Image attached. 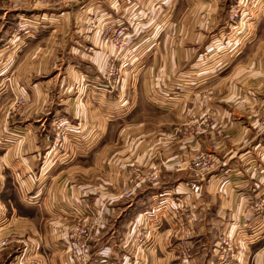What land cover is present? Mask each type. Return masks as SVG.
<instances>
[{
  "label": "crops",
  "instance_id": "0c3cea01",
  "mask_svg": "<svg viewBox=\"0 0 264 264\" xmlns=\"http://www.w3.org/2000/svg\"><path fill=\"white\" fill-rule=\"evenodd\" d=\"M145 1L0 2V240L8 242L0 245V264H17L23 249L29 264H69L67 231L79 222L96 224L95 264H218L224 232L234 239L230 264H264V125L241 113L240 101H208L201 92L213 86L215 95L222 88L230 98L238 93L249 109L260 99L251 87H237L241 51L220 75L206 74L199 63L209 40L188 31V6L211 10L195 25H223L222 0ZM153 4L158 15L146 22ZM18 21L26 25L19 32ZM149 23L163 27L145 32ZM114 24L126 26L127 39L110 90L104 70L115 52L101 38ZM230 70L235 74L226 75ZM191 114L204 129L224 127L216 168L166 179L186 169L179 159L187 158L188 144L150 140V121L167 129ZM57 116L75 125L61 146H54ZM208 139L197 141L206 151ZM158 153L168 162L158 182L122 198L130 165H155ZM145 234L133 257L135 237Z\"/></svg>",
  "mask_w": 264,
  "mask_h": 264
},
{
  "label": "rangeland",
  "instance_id": "374dc122",
  "mask_svg": "<svg viewBox=\"0 0 264 264\" xmlns=\"http://www.w3.org/2000/svg\"><path fill=\"white\" fill-rule=\"evenodd\" d=\"M10 0H0V2L8 6ZM23 0H16L19 2ZM149 0H146L145 3H148ZM154 1V0H150ZM260 1L264 0H222L221 8L218 9L217 13L219 15H224L225 22L223 25H211L207 24V21H203L201 23L198 22L199 25H195V20H202L204 18L205 12L207 11L200 10V7H190L188 6V31L198 34L197 36H201L205 40H209L206 42V49L208 50L207 54L201 58L200 68H203V71L206 74H217L219 69L227 68L233 62L234 59L232 54L237 51H241L240 57L238 58L239 62L234 64L236 70L239 71V74H236L237 87L242 92L246 90L248 87H251L253 91L256 93V96L259 101L256 104L248 107V102L243 98L244 96L234 95L233 97L225 96V90L219 89L214 94V87L210 86L206 89H203L201 92V97H205L206 100L211 101V99L216 100L220 99L223 102L231 104L235 106L237 102L240 101L242 106H240V112L253 114L257 123L259 125H264V5L260 4ZM194 0H188V3L191 5ZM33 3V2H32ZM44 2L37 6L43 7ZM35 6V5H32ZM148 5L146 4V7ZM151 6V5H150ZM149 6V7H150ZM211 11V10H209ZM208 11V12H209ZM144 18L143 20L146 22H150L148 18H153L158 15L156 4H153L151 8L144 10ZM166 12L161 8V13ZM217 16V14H216ZM19 22V21H18ZM125 28L126 26L123 25ZM163 26H157L152 23L145 24V32L147 30L154 31L158 33ZM199 40V44H202V40ZM198 44V43H197ZM118 69V77L121 74L120 64H117ZM220 67V68H219ZM234 70V69H233ZM233 70L227 72L226 75H233ZM236 71V72H238ZM212 72V73H211ZM219 74V73H218ZM217 74V75H218ZM197 75V74H196ZM220 75V74H219ZM200 77V75L198 76ZM218 88V87H216ZM194 112V111H193ZM191 114L188 116V119L185 121H178L175 124H172L169 128L165 129L166 126L153 125V121H150L149 131L154 130L155 134L153 137L150 134V140L156 139L158 141L170 142V144H181L182 146L188 144V156L187 158L179 159V162H186V169L181 170L176 173H164L166 174V179L173 178H181V173L188 171L190 174H195L197 176H205L211 173L217 165V157L216 152L222 145V137L224 136V127L221 125L213 126L212 123L205 126L207 129H204L200 126V122H197ZM262 116V117H261ZM158 129V130H157ZM208 130V131H207ZM204 136L209 137L210 149L203 150L198 144L197 141L200 138H204ZM155 142V143H156ZM159 152V151H157ZM155 153V152H154ZM153 153V154H154ZM152 153L149 154L148 159H152ZM207 154L213 163V167L209 172H203L199 167H196L195 164L198 161L201 155ZM160 156L159 160L155 165H150L147 168H144L142 165L134 164L130 165L129 174L126 177V187L122 188L120 192V196L124 199H129L133 196V190L139 185L142 184H151L154 185L161 178L162 167L165 165V162L168 163L165 159H163L162 155L158 153ZM154 157V155H153ZM165 161V162H164ZM164 162V163H163ZM178 163V160L177 162ZM172 163H169V165ZM178 168V167H177ZM164 172V171H163ZM199 192V191H198ZM82 223V222H79ZM77 224V223H76ZM7 241V240H6ZM8 243V242H7ZM6 243V245H7ZM5 246V245H4Z\"/></svg>",
  "mask_w": 264,
  "mask_h": 264
},
{
  "label": "built area",
  "instance_id": "2783aa9c",
  "mask_svg": "<svg viewBox=\"0 0 264 264\" xmlns=\"http://www.w3.org/2000/svg\"><path fill=\"white\" fill-rule=\"evenodd\" d=\"M26 25L24 22L17 23V32L25 29ZM107 35L101 38L103 43L109 44L114 50L113 61L108 64L105 68L104 73L109 80L110 86L109 89L115 87L118 79V69L117 64L114 62L116 60V55L120 54L121 51L126 47L127 39V30L122 24H114L109 26L106 31ZM22 96L18 95L16 98V104L22 103ZM53 128H54V146H61L66 136L67 132L75 128V125L72 124L67 118L62 116H57L53 119ZM196 167H199L203 172H209L214 166L211 158L207 154H202L198 161L195 164ZM191 192L197 194L199 191V185L196 183H191L189 185ZM181 201H177L176 208H180ZM263 202L257 204V208L262 206ZM183 207V206H182ZM245 219L248 221L250 218L246 216ZM96 229V224H88L85 222L77 223L72 226L67 231V238L71 243V248L68 254L69 264H95L91 256V247L90 242L92 240L93 234ZM147 234L143 237H135V249L132 253V256L135 257L138 254V251L144 245ZM234 239L231 234L224 232L221 234L220 238V248L218 254V264H230L232 258L235 257L234 252ZM7 241L5 239L0 240V245H6ZM186 246V244L184 243ZM187 250V247H185ZM17 264H29L28 263V253L26 249L21 250V252L16 257ZM32 264V263H31ZM33 264H41L40 262L34 261ZM108 264H117V263H108Z\"/></svg>",
  "mask_w": 264,
  "mask_h": 264
}]
</instances>
